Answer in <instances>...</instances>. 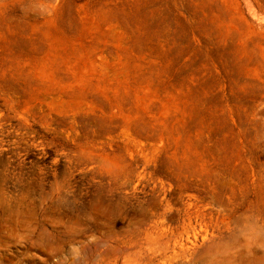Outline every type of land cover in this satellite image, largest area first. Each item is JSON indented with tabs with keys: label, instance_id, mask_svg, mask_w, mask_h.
Instances as JSON below:
<instances>
[{
	"label": "rangeland",
	"instance_id": "obj_1",
	"mask_svg": "<svg viewBox=\"0 0 264 264\" xmlns=\"http://www.w3.org/2000/svg\"><path fill=\"white\" fill-rule=\"evenodd\" d=\"M0 0V264H264V0Z\"/></svg>",
	"mask_w": 264,
	"mask_h": 264
},
{
	"label": "bare ground",
	"instance_id": "obj_2",
	"mask_svg": "<svg viewBox=\"0 0 264 264\" xmlns=\"http://www.w3.org/2000/svg\"><path fill=\"white\" fill-rule=\"evenodd\" d=\"M247 10L249 11L251 17L256 19L257 21H262L263 22V13L261 12L262 10L259 9L257 4L253 0H245Z\"/></svg>",
	"mask_w": 264,
	"mask_h": 264
}]
</instances>
